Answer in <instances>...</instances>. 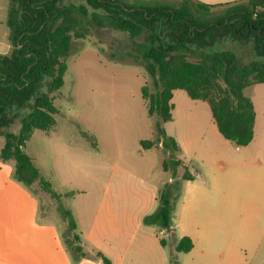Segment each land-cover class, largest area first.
Segmentation results:
<instances>
[{"label":"rangeland","instance_id":"1","mask_svg":"<svg viewBox=\"0 0 264 264\" xmlns=\"http://www.w3.org/2000/svg\"><path fill=\"white\" fill-rule=\"evenodd\" d=\"M70 1L79 2H66ZM147 41L145 35L133 38L109 26H96L86 38L74 39L66 59L65 84L51 95L58 108L56 123L48 131L36 130L25 152L62 195L61 202L72 212L78 223L76 232L86 247L90 244L81 232L91 225L108 187L111 194L119 190L144 194L152 186L159 187L160 193L166 183L181 181L172 223L178 224V233L183 228L196 232V248L190 253L176 250L175 255L172 230L147 227L166 239L170 264H264V163L258 162L254 150L247 158L243 155L246 149L222 136L208 102L176 90L173 120L162 128L186 144L185 150L174 155L182 162L176 178L163 169L169 151L158 143L159 117L149 115L142 93L144 86L153 92L155 85L143 63L132 56ZM222 50L233 51L242 63L262 59L251 42L221 39L205 49L207 53ZM48 86L46 81L43 91ZM245 94L263 104V94L255 96L252 87ZM32 110L33 103L22 108L6 131L18 133L22 119ZM142 140L157 143L144 149ZM4 144L0 136V153ZM14 173L15 161L0 157V264L95 260L76 258L66 245L65 239L73 234L58 210L57 199L38 182L33 186L19 182ZM187 173L195 180H182ZM122 179L128 186H122ZM116 180L119 185H112ZM158 209L159 200L153 213ZM203 213L210 218L202 219ZM198 217L212 231H203ZM127 227L137 229L134 232L140 239L136 224Z\"/></svg>","mask_w":264,"mask_h":264},{"label":"trees","instance_id":"2","mask_svg":"<svg viewBox=\"0 0 264 264\" xmlns=\"http://www.w3.org/2000/svg\"><path fill=\"white\" fill-rule=\"evenodd\" d=\"M11 0L8 15L9 55H0V136L5 138L0 157L15 161V178L28 186L39 183L57 199L58 210L72 237L66 245L78 259L109 260L91 245L81 244L72 212L61 202L50 182L25 152L36 130L48 131L56 123L58 108L51 96L65 84L74 39L86 38L96 26L112 27L136 38L142 35L147 45H139L132 56L143 63L155 88H142L150 116H158V143L169 151L163 169L176 178L181 161L175 138L162 125L173 120L174 91L183 90L193 100L208 102L222 136L239 147L254 139L256 112L245 89L264 83V0H246L216 7L192 0L172 5L158 0ZM251 42L262 59L242 63L231 50L207 53L219 40ZM48 81L47 91H43ZM33 103V110L21 121L18 133L7 132L19 111ZM157 142L141 141L144 149ZM187 173L182 180H193ZM182 182H168L159 193V209L143 219L147 226L171 231L175 202ZM166 246V239H161ZM194 245L189 237L179 240L176 250L188 253ZM87 248V250H86Z\"/></svg>","mask_w":264,"mask_h":264},{"label":"crops","instance_id":"3","mask_svg":"<svg viewBox=\"0 0 264 264\" xmlns=\"http://www.w3.org/2000/svg\"><path fill=\"white\" fill-rule=\"evenodd\" d=\"M172 5H179L183 0H158ZM194 2H201L207 5L221 8V6L233 5L246 0H192ZM11 0H0V55H9L12 51L10 43V29L8 27V15ZM217 8V9H218ZM255 91V96L263 94L264 99V83L250 86ZM175 92V91H174ZM187 94V93H186ZM188 95V94H187ZM249 97V96H248ZM174 98V97H173ZM255 106L256 120L255 133L253 141L242 149H246L243 155L248 158L251 156V151L254 150L258 162L264 163V141L261 135H264V101L263 104L257 103L256 97H250ZM173 101V100H172ZM213 133H216L213 131ZM220 140V138H219ZM179 148L185 150V142L176 139ZM222 141V140H221ZM228 141V140H227ZM230 142V141H229ZM232 143V142H231ZM234 144V143H233ZM189 145V143H188ZM228 149L231 148L227 144ZM237 146V145H236ZM239 147V146H237ZM240 149V148H238ZM242 151V150H240ZM211 156V155H209ZM118 180V179H117ZM112 182V185L118 186V181ZM195 177L193 180L194 181ZM122 181V186L127 184ZM190 181V180H188ZM114 183V184H113ZM128 186V185H127ZM147 193H120V190L113 194L111 188H107L105 197L103 198L98 212L94 215L91 225L86 232H81L85 235L86 241L95 249L102 252L109 260V264H170L171 256L165 252V246L161 244V238L153 230L143 227V219L145 216L154 212L158 207L159 187L147 188ZM138 195V196H137ZM211 197V196H210ZM209 197V198H210ZM208 198V199H209ZM207 199V200H208ZM210 218L206 213H203L202 219ZM199 222L202 219L198 217ZM76 221V220H75ZM131 223V224H130ZM77 228H78V223ZM137 225L141 232L140 239L137 240V232L132 231L127 226ZM203 231L211 230L209 223H202ZM179 226H183L179 223ZM178 224L171 227L173 232L172 243L176 251V246L180 239L189 237L193 242L192 252L196 248V237L193 231H187L184 228L180 233L176 231ZM166 231V230H162ZM161 231V234H162ZM178 237V238H177ZM188 252V253H190ZM178 255L177 251L175 255ZM82 264H104L101 259H87Z\"/></svg>","mask_w":264,"mask_h":264}]
</instances>
